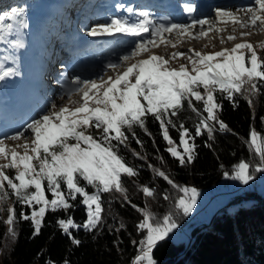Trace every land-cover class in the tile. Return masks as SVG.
Segmentation results:
<instances>
[{
    "label": "snow or ice",
    "instance_id": "obj_1",
    "mask_svg": "<svg viewBox=\"0 0 264 264\" xmlns=\"http://www.w3.org/2000/svg\"><path fill=\"white\" fill-rule=\"evenodd\" d=\"M122 7L123 5H117L118 9ZM185 10L188 13L193 11L189 6H185ZM126 11L133 14L131 7ZM239 12L245 14L246 22L239 19L236 14ZM215 13L214 20L199 19L189 24H165L153 21L148 12L141 11L135 13V22L113 18L108 24L90 31V36L121 33L141 39L130 52L120 57L121 63L106 65V68H111L116 73L115 76L108 75L107 79L101 77L98 80H73L71 83L74 87L65 92L70 102L68 105L58 107L53 104L52 110L27 123L24 131L0 139V160L5 161L0 164V204L11 195L17 202L29 207L33 203L42 205L39 211L32 212L31 217L20 213L23 219H31L33 235H38L46 210L55 212L63 209L67 212L74 207L69 201H74L79 196L82 198L80 202L87 208V221L83 225H76L70 216L57 220L58 227L69 236L73 245L78 246L80 241L71 236L69 229L83 227L86 231H91L97 226L102 212L101 193L115 191L130 203L127 201L122 177H133L137 173L119 154L120 146L127 147L130 138L128 133H131V138L137 144H141L135 136V128L147 133L148 117L159 122L163 139L168 144L165 150L182 166L192 163L195 145L186 139L191 134L180 124V146L183 153L179 152L169 136L168 126H176L170 117L177 116L185 102L187 108L199 117L195 126L196 136H200L203 129L211 140L214 125L219 126V131H230L218 118L217 110L220 105L214 94L219 92L229 100L233 99L234 94H240L246 97L249 107H253V99L264 88V57L258 55L256 50L258 47L264 52V43L256 46L236 43L231 48L212 53L188 49L190 54L174 52L167 58L152 52V49L161 44L176 47L165 34L175 35L178 39L185 36L193 40L200 39L206 37L209 31L222 32L223 29L216 27L218 23L230 22L240 29L257 27L264 31V0H252L250 6L238 8L236 13L222 9H216ZM5 20L16 21L20 27H27L23 20V9L13 7L10 12L0 14V38H3L5 31L10 34L13 28L12 23L4 24ZM197 25L201 30L193 33L192 29ZM205 25L208 26L207 30H204ZM143 33H149L148 38H143ZM241 35L243 37L245 33L242 32ZM235 39L232 35L227 37L230 42ZM221 43L224 41L221 40ZM14 46L20 48L23 44L15 41ZM137 57L146 58L136 59ZM180 57H184L187 63H180L178 67L169 66L171 60ZM131 60L135 62L127 63ZM121 68L122 71H117ZM7 75L8 72L3 73L0 79ZM73 94L80 97L79 102H71ZM193 101L201 104L202 108L195 107ZM202 113L207 115L203 116ZM25 132L30 135L25 136ZM22 139L23 142L17 143L13 148L6 143ZM246 142L259 157V166L255 170L264 171V136L252 129ZM5 169H15L14 177L6 174ZM248 169L249 164L241 161L235 166L230 178L246 184L251 178ZM154 171L173 188H178L185 194L191 193L187 200L181 198L175 205L184 215H188L195 203L196 190L179 188L164 172L159 169ZM88 187L93 189L91 193L86 190ZM139 190L145 197L154 195L147 186ZM45 192L51 194V199L46 198ZM132 207L136 208V205ZM6 211L8 234L14 239L15 231L11 227L14 223V208L8 207ZM137 211L142 216L137 229L143 236L131 264H155L151 255L153 248L166 239L177 225L170 213L157 218L146 206L144 209L137 208Z\"/></svg>",
    "mask_w": 264,
    "mask_h": 264
},
{
    "label": "trees",
    "instance_id": "obj_2",
    "mask_svg": "<svg viewBox=\"0 0 264 264\" xmlns=\"http://www.w3.org/2000/svg\"><path fill=\"white\" fill-rule=\"evenodd\" d=\"M40 2L53 3L55 7L57 0H0V14L10 12L13 7L25 12ZM214 95L220 105L218 118L230 131H219V126L214 125L211 140L203 129L201 135L196 136L199 117L187 108V102L177 116L170 117L176 126H168L169 136L176 145L180 142V124L191 134L189 141L195 148L190 164L180 165L165 150L168 144L163 139L159 122L153 118L146 120L147 133L135 128V136L141 144L128 133L127 147L121 145L119 154L137 173L133 177H122L130 203L115 191L101 193L102 212L97 226L91 231L83 227L69 229L71 236L80 241L78 246L73 245L69 236L58 227L57 220L70 216L76 225H83L87 221V208L80 202L82 198L77 196L76 200L69 201L74 207L67 212L46 210L39 234L33 235L31 219H23L20 213L31 217L39 205L33 203L29 207L10 195L8 206L5 201L2 203L4 216L0 210V264H65V261L67 264H131L143 236L137 229L142 219L137 208L146 206L157 218L170 213L177 225L186 220V215L175 206L184 192L156 175L155 169L164 172L179 188L217 183L224 175H232L241 161L249 164L250 176L260 175L263 171L255 170L259 166V157L246 141L252 129L264 135V88L253 99V107H249L246 97L240 94H234L232 100L219 92ZM193 105L202 108L196 101ZM144 186L153 191L152 197H145L139 190ZM86 190L93 191L91 187ZM234 203L236 207L227 206L215 213L210 223L192 238L189 236L187 242H176L168 237L158 242L152 250L153 259L158 264H264V194L248 190ZM8 207H13L15 213L11 225L15 231L14 239L8 234Z\"/></svg>",
    "mask_w": 264,
    "mask_h": 264
},
{
    "label": "rangeland",
    "instance_id": "obj_3",
    "mask_svg": "<svg viewBox=\"0 0 264 264\" xmlns=\"http://www.w3.org/2000/svg\"><path fill=\"white\" fill-rule=\"evenodd\" d=\"M74 1L75 0H57V2H54L55 7L52 5L53 3H51L50 5H46L42 2L34 3L33 7L23 12V20L27 24V27H20L16 21H9V20L4 21V24L12 23L13 28L10 34L7 31H5L2 34L3 38H0V75H3V73L5 72L9 73V75L4 76L3 79H0V123L1 122L10 123L11 122L10 118L13 114L12 104L13 102H15L12 96L18 94V92L22 96L26 95V91L22 92L21 90L22 84H23L22 78L24 77L23 75L24 74L29 75V78L27 80L38 78V74L41 71V67L43 64L42 59H44L43 54H41L42 52L40 50V47L44 46V52H45V50L48 49L45 43L49 42L52 39V37L54 38L61 37L62 31L60 30V27L56 28L57 21L55 19V16L57 17V19H60L61 15H64L65 17L64 23H66V20L68 19L72 23L70 25V22H69L68 26L70 27L72 26V28H75V25L77 22L83 21L86 15V12L92 13L91 9L93 8V5H91L90 1H87L89 8L84 6L83 0H79L78 2L77 1L74 2ZM166 1L168 2V4L171 5V2L173 0H169V1L166 0ZM174 1H175V6H176L174 7V9H176L180 14L184 16L190 14L185 10V6H189L193 9L191 13L195 12L196 5H197L196 1L194 0H188V1L174 0ZM228 1H231V2H228ZM220 2H223L224 4L222 5L216 4V6L219 8L223 6H227L226 4L234 3L231 7L229 6V7L221 8L222 10L232 12V10H235L236 8H245V7L250 6L252 3V0H221ZM74 4H75V7H74ZM240 6H245V7H240ZM141 11L148 12L150 14V19H152L153 21H156L157 19L159 20V19L168 18V16L165 13L152 10L145 4L136 7V9L133 10V14L122 13L120 15L118 14L119 12H116V13L107 12L106 9H103L101 12H102V15H104L103 16L104 20L97 22V23L96 21H94L95 24L91 23L92 25L91 24L88 25L89 23H86L85 25L86 28L83 30V33L89 36L88 33L90 31H92L93 29H99L100 26L108 24L113 18L127 19L131 22H135L137 20L135 13L141 12ZM210 13L211 14H209L208 16L200 17L199 19L214 20L215 15H216L215 10L214 9L210 10ZM53 16H54V19H52ZM237 16L239 17L241 21L243 22L247 21V17L240 16V14H237ZM216 27L223 29V31L219 33L215 31H209L206 37L193 40V41H182L184 37L182 39H178L176 36H173L171 37L170 40L172 41L173 44H176L175 48L171 47L170 45L166 46L164 44H161L158 48L152 49V52L157 55H163L167 58L174 52L190 54L188 53V49H193L195 51H202L205 53H212L215 51H221L224 48H231L236 43H250L254 46L264 43V31L256 32L254 28H248V30L246 31L245 29H240L238 25H233L230 22L229 23H218ZM72 28L70 30H73ZM207 28H208L207 25L204 26V30H207ZM234 28H235V31H234ZM66 31L68 32V28ZM242 32L243 33L248 32L249 34L247 36L242 37L241 35ZM165 35L167 38V34ZM229 35L235 36L236 39L231 42L228 41L227 37ZM95 36H99V37L107 36V37H117L118 38L119 36H126V35L121 34V33H114L112 35L97 34L91 37L93 38ZM129 37L135 38L132 36H129ZM221 40H223L224 43H221ZM15 41H19L20 43H22L23 47H20V48L15 47L14 46ZM256 50H257L258 55L264 57V52H262L260 48L257 47ZM140 58H146V57H137L136 59H140ZM133 62L135 61L131 60V61H128L127 63L130 64ZM83 63L84 64L82 65L85 68L82 67V65L77 64V68L74 70L75 71H78V70L85 71L86 70L85 72L87 74L89 73V71L87 70L88 66H85L87 65V62H83ZM180 63H187V60L184 57L173 59L170 61L169 66L178 67ZM122 70L123 69L121 68L119 71H122ZM115 74H113L112 76H115ZM103 77H105V75ZM89 80H98V79L95 77V75H93L92 77H90ZM201 91L203 90L201 89ZM47 94L49 96L54 95L55 97H57V99L60 98L59 94L56 93V91L52 93L49 92ZM42 96L43 97L41 98L43 99V101L44 102L48 101L50 104L44 107V110L46 109V111L43 110V111H40L39 113L38 112L36 113V111L39 109H43L41 103L36 102V104H30L31 105L30 109L26 110V115L28 117L34 116L30 119V122L32 119L38 118L41 112L47 113L48 111L52 110L53 104H56L59 107L61 105H68L70 103L68 102V97H67V100L65 99L61 101L60 103H56L54 100L48 99L44 93H42ZM72 96H74L75 99L71 102H79L80 100L78 99L79 96L75 94H73ZM4 99L6 101L3 102ZM47 106H49L48 109H47ZM20 107L23 108L24 105H21ZM209 123L213 124L212 122H209ZM26 125H24L22 128L18 126L17 130H14L11 132H0V139H4L6 136L14 135L17 132L24 131V129L26 128ZM29 135H30L29 132H25V136H29ZM261 136H264V135H261ZM186 139L189 140L188 137H186ZM22 142H23V139L18 142L6 141L8 147L10 148L15 147L17 143H22ZM176 147L179 152L183 153V148L180 146V142H179V145H176ZM17 151H22V150L17 149ZM3 163H5V161L0 160V164H3ZM4 171L10 177H14L15 175V169H5ZM232 175H224L217 183H214L208 186H204V187L190 186L189 189H195L197 193L195 197V203L192 206L189 214L186 215V220H184L182 223H179L178 225L176 223L177 225L176 228L173 229L171 233H169L168 238L176 242H179V241L187 242L190 236V232L193 229V228L190 229L192 225L195 227L199 224H208L210 223L213 215L217 213L220 209L227 207V206L236 207L234 200H236L238 196H243L246 191L254 190L255 188H257V190L260 193L264 194V190H263L264 171L258 176H250L251 178L248 180V183L246 184L241 183L239 180L230 178ZM45 196L46 198L51 199V194L49 197H47L45 193ZM190 196H191V193H188V194L184 193V195L181 196L180 199L184 198L185 200H187ZM10 200H11V197L9 195V197L5 200L7 206ZM41 206L42 205H39L33 211H39V208ZM0 210L2 212V215L4 216L5 209L2 204H0ZM190 223H192V225ZM155 264H158V262L155 261Z\"/></svg>",
    "mask_w": 264,
    "mask_h": 264
},
{
    "label": "bare ground",
    "instance_id": "obj_4",
    "mask_svg": "<svg viewBox=\"0 0 264 264\" xmlns=\"http://www.w3.org/2000/svg\"><path fill=\"white\" fill-rule=\"evenodd\" d=\"M136 1H137L136 7L145 4L146 6H148L152 10L165 13L168 16V18L162 19V20L161 19L156 20L157 22L162 21L165 24H168V23L189 24V23H192V21H194V20H198L200 17L208 16L209 14H211L210 10H212V9L216 10V9H221L224 7H229V6L231 7L234 4V3L226 4L227 6H223V7L219 8L216 6V4H219V5L224 4L223 2H220L221 0H197L195 12L184 16V15L180 14L176 9H174V7H176L174 0L171 2V5L168 4V2L166 0H148V1L147 0H145V1L144 0H136ZM181 1H188V0H181ZM194 1H196V0H194ZM228 2H231V1H228ZM101 3L105 4L106 8H109L108 3H106L105 1H102ZM122 5H123V7L126 6L125 3H122ZM74 7H75V4H74ZM136 7H134L133 10ZM240 7H245V6H240ZM122 8L120 9L121 13L124 12V10ZM237 9L238 8H236L235 10H232V12L236 13ZM91 12L92 13L87 14L88 19L86 22L89 23L88 25H90L91 23L95 24L94 21H96V23H97V22L104 20V17L98 11V6L93 5ZM236 14H240V16L246 17L243 12H239ZM66 23H68L67 20H66ZM71 28H72V26H71ZM71 28H68V32L65 33L64 37H56L55 44H56L58 54L61 56L62 59H64V57L66 55H70L71 57H73V56L75 57L77 55V59L75 60L76 66L72 68V71L77 76L73 80H76V79L89 80L90 77H92L93 75H95V77L97 79H99L105 75V77H103V78L107 79L108 76H106V75H113V74H115V72L111 68H106V65H108L110 63H116V64L121 63L120 57L127 54L128 52H130L132 50V48L134 47V44L138 40L141 39V37L130 38L129 36H127V37L126 36H119L118 38L117 37H107V36H103V37L95 36V37H93L91 42L87 43V42L81 41L79 39V37H80L79 31L70 30ZM85 28H86V26L84 25L83 30ZM250 28H254L256 32H261L257 27H250ZM200 29H201L200 26L197 25L195 28L192 29V32L197 33V32H199ZM245 30L247 31L248 28ZM248 34H249L248 32H245L244 36H247ZM148 36H149V33H143L142 34L143 38H148ZM173 36H175V35L168 36V34H167L168 39H171V37H173ZM195 40H197V39H195ZM182 41H193V39H189L187 36H185ZM88 50H92V52L89 54ZM101 50L103 51V53L105 52V53H109L111 55L106 57L105 59H101L97 62H93L92 60L87 59V58H90L92 56H98L101 53ZM83 62H87V65H85V66H88L87 70L89 71V73H87V74L85 72L86 70L85 71L84 70H81V71L80 70H78V71L74 70L77 68V64L82 65V64H84ZM82 67H84V66L82 65ZM119 70L120 69H118L117 71H119ZM73 80H69L66 83H63L62 85L58 86L57 88H53L52 91H49L46 88L43 89L44 88L43 85L37 84L36 85L37 89L35 90V93H34V100L37 103H41L43 109L37 110L36 113L43 111L44 107L46 105L50 104L48 101L47 102L43 101V99L41 98V97H43L42 93H44L48 99H52L56 103H60L61 101L65 100V99L67 100L68 96L65 95V92L68 89H70L71 87H74L71 83ZM54 91H56V93L59 94L60 98L57 99V97H55L54 95L49 96L47 94L49 92L52 93ZM22 92H24V91H22ZM19 95H21V94H19ZM52 96H54V97H52ZM74 99H75L74 96L71 97V101H73ZM68 102H69V100H68ZM48 108H49V106H47V109ZM44 111H46V109ZM43 113L44 112H41L40 114H43ZM32 117H34V116H32ZM32 117H28L27 115H23V120H22V123L20 125V128H22L24 125L29 123L30 119Z\"/></svg>",
    "mask_w": 264,
    "mask_h": 264
},
{
    "label": "water",
    "instance_id": "obj_5",
    "mask_svg": "<svg viewBox=\"0 0 264 264\" xmlns=\"http://www.w3.org/2000/svg\"><path fill=\"white\" fill-rule=\"evenodd\" d=\"M205 224H199L197 226H195L191 232H190V237L192 238L201 228L204 227Z\"/></svg>",
    "mask_w": 264,
    "mask_h": 264
},
{
    "label": "crops",
    "instance_id": "obj_6",
    "mask_svg": "<svg viewBox=\"0 0 264 264\" xmlns=\"http://www.w3.org/2000/svg\"><path fill=\"white\" fill-rule=\"evenodd\" d=\"M256 181H257V180H256ZM254 190L258 191L257 188H255ZM263 190H264V187H263ZM258 192H259V191H258ZM238 197H239V196H238ZM238 197H237V198H238ZM237 198H236V199H237Z\"/></svg>",
    "mask_w": 264,
    "mask_h": 264
}]
</instances>
